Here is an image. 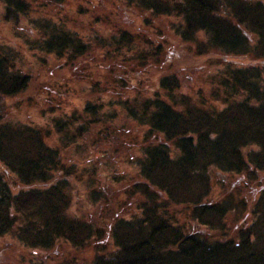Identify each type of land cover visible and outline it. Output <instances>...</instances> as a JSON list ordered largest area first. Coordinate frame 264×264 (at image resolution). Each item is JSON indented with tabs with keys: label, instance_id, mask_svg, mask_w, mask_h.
<instances>
[{
	"label": "trees",
	"instance_id": "1",
	"mask_svg": "<svg viewBox=\"0 0 264 264\" xmlns=\"http://www.w3.org/2000/svg\"><path fill=\"white\" fill-rule=\"evenodd\" d=\"M64 1L50 0L55 12L33 20L22 39L35 55L89 63L95 73H86L88 94L113 89L111 75L125 60L159 69L154 82L133 86L118 101L125 119L148 128L135 155L137 179L125 193L132 200L120 197L114 209L127 216L110 225L112 250L91 263L72 254L104 238L69 208L72 179L94 184L100 167L113 166L109 150L97 145L106 132L91 133L83 122V114L98 113L89 98L75 105L81 112L65 107L69 84L57 78L39 109L45 122L10 115L4 97L23 92L31 80L16 68L17 50L8 44L0 49V237L13 232L23 246L48 252L67 247L55 264H264V0H96L99 11L92 8L87 23L116 25L104 34L69 27ZM117 3L139 12V23L129 22ZM29 4L2 0L1 17L17 22ZM231 56L251 60L236 63ZM192 57L221 66L203 75ZM213 168L225 176L221 193L214 192ZM100 190L92 186L91 200Z\"/></svg>",
	"mask_w": 264,
	"mask_h": 264
},
{
	"label": "rangeland",
	"instance_id": "2",
	"mask_svg": "<svg viewBox=\"0 0 264 264\" xmlns=\"http://www.w3.org/2000/svg\"><path fill=\"white\" fill-rule=\"evenodd\" d=\"M30 2V9L27 15L19 16L17 22H8L4 20L2 10V0H0V49H4L8 44H11L17 50V59L15 66L21 71H25L29 74L30 85L21 93L12 96L4 97L5 108L10 115H16L21 120H34L42 123L47 120L45 116L40 113V108L44 107L48 102V85L50 82H56L54 79H60L61 83L68 82L69 87L82 91L80 93H73L67 85H64L68 98L65 100V107L68 109L74 108L86 97L90 101L97 104V115L83 114L81 121L88 125V129L93 133V129H98L100 132H106L102 137L104 141H98L97 145L101 148L109 150L110 161L112 167L108 166L104 168L100 167L99 172L93 177L96 178L94 184H87L85 181L73 180L72 189V202L70 204V212L77 215H81L85 220L92 221L98 227V231H103L104 238L102 240H94L87 248L75 253L80 260H85L91 263L95 255L108 253L112 250V242L109 239V228L113 219L122 215L127 216L126 210L117 209L114 210L120 204V197L126 198L131 202V198L126 193V189L133 184L137 177L135 175L134 161L135 155L138 154L137 148L141 146L143 142L144 133L148 129L146 126H141L132 119H125L123 117V110L119 105L120 99L124 94H133L135 91L131 90L133 86H141L145 88V84L154 82L160 75L159 69L156 65L147 63L142 67H137L135 61H123L120 67L115 71L114 75H111V79L115 81V86L106 88L103 91H93L88 94L86 91L89 89L86 73L95 71L91 68L89 63L82 61H76L75 63H65V59H55V56L50 54L35 55L37 52L27 49L26 44L22 37L28 35L32 31L31 22L36 19H41L42 14L45 11L55 12L50 0L47 7L48 0H28ZM94 0L91 7L85 4V0H65L63 6L66 10L64 12L70 13V16H66V23L69 27H76L81 34H87L90 31H95L98 34H104L110 32L116 26L113 23H104L98 21L97 23L88 24L91 13L90 10L95 9L99 11V7ZM57 3H54V6ZM81 6L84 9H89L88 12L83 13L82 10L77 9ZM116 7L120 8L124 17L131 22L134 26L140 21V13L132 8L119 7V3ZM164 21V20H162ZM82 22V23H81ZM142 40H137L135 48H141ZM225 56V55H223ZM206 57L216 59L215 55H206ZM88 59L92 56L87 57ZM236 63H246L250 58H234L230 57ZM193 62L195 68L200 70L203 75L210 73L214 69L221 65L207 62L196 57L188 59ZM261 66L264 67V60L261 61ZM135 71L142 72V76L145 79L144 84L140 83L135 77ZM109 76V75H108ZM121 77L127 83V86L122 83ZM59 83V82H58ZM104 87V85H101ZM62 87V84L58 85V88ZM88 94V95H87ZM98 100L95 101L94 99ZM74 110L81 112L79 109ZM60 114V113H59ZM85 116V117H84ZM97 116L98 123L90 124V121ZM84 117V118H83ZM126 124V127H125ZM83 139L79 138L81 142ZM153 140V136L149 139ZM50 143L56 142V137H49ZM121 146L122 148H119ZM66 162L68 159L63 158ZM100 164H102L100 162ZM212 179L214 183V192H220L219 180H225V176L218 172L216 169H212ZM91 185V186H90ZM93 188H100L99 198L91 200L90 195L94 193L91 191ZM96 186H98L96 188ZM231 187L234 186L232 183ZM122 207V206H121ZM243 219H239L231 223L232 229L239 225ZM199 229L203 234L206 230L199 226ZM95 236H97L95 234ZM214 239H225L213 235ZM64 245V244H62ZM69 246V245H66ZM67 247L61 246L60 248H54L50 252L41 249H29L23 246L15 237L13 232L7 233L5 236L0 237V264H55L58 257L56 253L66 252Z\"/></svg>",
	"mask_w": 264,
	"mask_h": 264
}]
</instances>
